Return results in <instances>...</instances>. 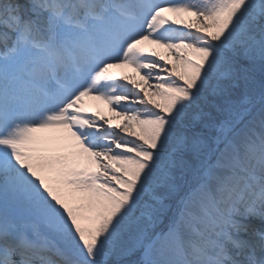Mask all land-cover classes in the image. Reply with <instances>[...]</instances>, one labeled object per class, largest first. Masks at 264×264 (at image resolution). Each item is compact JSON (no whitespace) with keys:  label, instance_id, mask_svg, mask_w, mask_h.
Segmentation results:
<instances>
[{"label":"snow or ice","instance_id":"snow-or-ice-1","mask_svg":"<svg viewBox=\"0 0 264 264\" xmlns=\"http://www.w3.org/2000/svg\"><path fill=\"white\" fill-rule=\"evenodd\" d=\"M0 264H264V0H0Z\"/></svg>","mask_w":264,"mask_h":264},{"label":"bare ground","instance_id":"bare-ground-1","mask_svg":"<svg viewBox=\"0 0 264 264\" xmlns=\"http://www.w3.org/2000/svg\"><path fill=\"white\" fill-rule=\"evenodd\" d=\"M160 51H163L162 49H160ZM112 71L115 72L116 75H130V76H133L135 77L136 79H139L138 76H136L135 72L131 69V68H116V69H112ZM84 104L85 106L89 109V111H95L96 110V106L99 105L100 107V110L102 112V114L106 117H113V120L112 122L115 124V123H118L119 122V118L118 117H115V114L110 112L108 109H107V105L103 104V102L101 101H95V100H92L90 98H84ZM115 119V120H114Z\"/></svg>","mask_w":264,"mask_h":264},{"label":"rangeland","instance_id":"rangeland-1","mask_svg":"<svg viewBox=\"0 0 264 264\" xmlns=\"http://www.w3.org/2000/svg\"><path fill=\"white\" fill-rule=\"evenodd\" d=\"M107 109H108V107H107ZM115 120V119H114Z\"/></svg>","mask_w":264,"mask_h":264}]
</instances>
